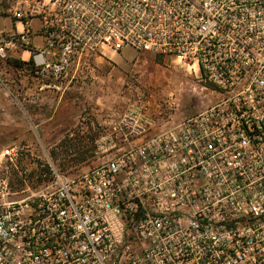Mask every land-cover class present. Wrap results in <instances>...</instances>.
<instances>
[{
	"label": "built area",
	"instance_id": "obj_1",
	"mask_svg": "<svg viewBox=\"0 0 264 264\" xmlns=\"http://www.w3.org/2000/svg\"><path fill=\"white\" fill-rule=\"evenodd\" d=\"M0 18L1 66L50 88L128 47L197 71L207 96L180 117L172 95L165 113L128 100L73 173L38 139L4 147L19 181L0 172V264H264V0H0Z\"/></svg>",
	"mask_w": 264,
	"mask_h": 264
},
{
	"label": "rangeland",
	"instance_id": "obj_2",
	"mask_svg": "<svg viewBox=\"0 0 264 264\" xmlns=\"http://www.w3.org/2000/svg\"><path fill=\"white\" fill-rule=\"evenodd\" d=\"M11 23L9 18H0V29L11 28ZM102 52L107 60L102 64L105 67L97 69L95 79L88 81L92 84L93 94L85 95V102L79 98L67 101L64 115L69 116L66 120L71 127L67 131L53 132V145L44 146L52 162L64 172L73 173L97 163L95 141L103 125H99L94 115L88 114L91 108L100 109L106 105L107 108H114L115 112L121 111L128 100L140 97L148 103L152 112L165 113V101L172 95L177 105L176 117H180L204 106L207 101L205 90L201 88L203 83L196 80L199 75L197 71L190 74L169 59L149 53L138 54L128 47L119 52L103 48ZM22 57L25 58V54ZM24 70H29V67L24 64H0V151L14 142L25 144L33 142L34 137L38 139L37 134L30 129L32 124L28 115L23 114V107L14 97L19 72L25 73ZM30 150L18 162L17 170H34L33 156L41 152L34 146ZM13 169L1 165L0 172L11 174L10 180L17 184L19 180L14 176L16 170Z\"/></svg>",
	"mask_w": 264,
	"mask_h": 264
},
{
	"label": "crops",
	"instance_id": "obj_3",
	"mask_svg": "<svg viewBox=\"0 0 264 264\" xmlns=\"http://www.w3.org/2000/svg\"><path fill=\"white\" fill-rule=\"evenodd\" d=\"M98 62L100 65H98L97 69L105 67V65H102L103 62L99 60ZM70 74L74 75L75 71L72 70ZM18 78L14 87V97L16 100L18 99L19 105L23 107V114L28 115L31 122L30 125L32 124L30 126L32 133L37 134L38 140L44 146L53 145V141H55L53 140V132L67 131L71 127L67 125L66 120L69 116L64 115V110L68 106L67 101L72 102L79 98L81 102H85L83 97L89 95V93L93 94L91 90L92 84L88 82L65 80L61 83H55L54 85L57 88L54 89L46 86L49 81H39L37 78L26 74V72L19 74ZM103 106L104 108L100 109L90 107L91 111L88 113L96 117L95 119L99 125L108 123L112 113L115 111L114 108ZM90 121L92 123L91 118ZM32 140H36V137L32 138Z\"/></svg>",
	"mask_w": 264,
	"mask_h": 264
},
{
	"label": "trees",
	"instance_id": "obj_4",
	"mask_svg": "<svg viewBox=\"0 0 264 264\" xmlns=\"http://www.w3.org/2000/svg\"><path fill=\"white\" fill-rule=\"evenodd\" d=\"M13 64H14V65H18L19 62H17V61H13ZM18 185H20V184H18Z\"/></svg>",
	"mask_w": 264,
	"mask_h": 264
}]
</instances>
